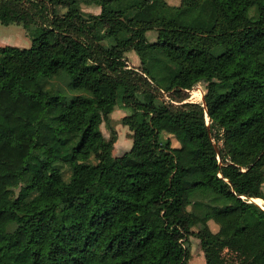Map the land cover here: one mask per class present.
Wrapping results in <instances>:
<instances>
[{
	"label": "trees",
	"instance_id": "16d2710c",
	"mask_svg": "<svg viewBox=\"0 0 264 264\" xmlns=\"http://www.w3.org/2000/svg\"><path fill=\"white\" fill-rule=\"evenodd\" d=\"M85 2L0 0L32 38L0 46V264H188L193 221L206 264H264V0Z\"/></svg>",
	"mask_w": 264,
	"mask_h": 264
},
{
	"label": "rangeland",
	"instance_id": "374dc122",
	"mask_svg": "<svg viewBox=\"0 0 264 264\" xmlns=\"http://www.w3.org/2000/svg\"><path fill=\"white\" fill-rule=\"evenodd\" d=\"M81 1V9L88 13L99 14L102 10L101 5L97 4H89L86 3L85 0ZM167 3L171 6L178 7L181 4V0H166ZM60 14L66 12V9L63 7L59 8ZM148 37L151 41H155L158 37V30L156 28L150 29L148 31ZM19 46L30 47L32 45V38L29 32L23 27V25H19L16 23L10 22L7 18L0 16V46ZM126 59L130 66L139 68L141 66L140 57L137 55L135 51H129L126 53ZM58 82V81H57ZM64 87H66L64 82H60ZM195 89L200 90V95L205 96L207 92V83L205 81L199 82L193 89L187 91V100L203 102V98L194 93ZM162 95V94H161ZM167 94H163L162 97L169 100ZM131 111L129 109L123 108L121 105L116 106L113 113L111 114L112 123L111 127L117 132V140L114 145L113 155L121 156L124 153L131 150L134 145V138H132L133 132L130 130L127 121L131 116ZM164 132L163 139L170 138L172 140V145L174 147L180 146V143L177 141L176 137L172 134V128L168 124V122H164ZM111 127L103 122L101 125L102 132L109 139L111 137ZM64 173L66 178L68 179L70 176V169L68 166L64 167ZM254 190H262L264 192V184L262 187H252ZM261 205V204H260ZM263 206V205H262ZM264 207V206H263ZM218 226L216 223L211 221V227L215 228ZM201 224L197 221H193L191 225V229L193 234L190 236V246H191V258L188 264H206L204 252L201 247L200 239L196 237V232L201 228ZM218 228V227H217ZM226 258L231 264H236L237 257L233 253H227L225 251Z\"/></svg>",
	"mask_w": 264,
	"mask_h": 264
},
{
	"label": "water",
	"instance_id": "95a60500",
	"mask_svg": "<svg viewBox=\"0 0 264 264\" xmlns=\"http://www.w3.org/2000/svg\"><path fill=\"white\" fill-rule=\"evenodd\" d=\"M203 102H205V98L203 97ZM209 122H210V120L208 119V124H209ZM252 201H254L253 199H252ZM257 203V202H256ZM257 204H259V203H257ZM260 205V204H259Z\"/></svg>",
	"mask_w": 264,
	"mask_h": 264
},
{
	"label": "crops",
	"instance_id": "0c3cea01",
	"mask_svg": "<svg viewBox=\"0 0 264 264\" xmlns=\"http://www.w3.org/2000/svg\"><path fill=\"white\" fill-rule=\"evenodd\" d=\"M210 225H211V222H210ZM218 226H215V228H212L213 230H218V228H217Z\"/></svg>",
	"mask_w": 264,
	"mask_h": 264
},
{
	"label": "built area",
	"instance_id": "2783aa9c",
	"mask_svg": "<svg viewBox=\"0 0 264 264\" xmlns=\"http://www.w3.org/2000/svg\"><path fill=\"white\" fill-rule=\"evenodd\" d=\"M262 206V205H261ZM263 207V206H262ZM264 208V207H263Z\"/></svg>",
	"mask_w": 264,
	"mask_h": 264
}]
</instances>
